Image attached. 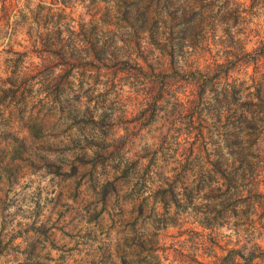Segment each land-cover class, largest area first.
<instances>
[{
    "label": "rangeland",
    "instance_id": "1",
    "mask_svg": "<svg viewBox=\"0 0 264 264\" xmlns=\"http://www.w3.org/2000/svg\"><path fill=\"white\" fill-rule=\"evenodd\" d=\"M262 44L264 0H0V264H264Z\"/></svg>",
    "mask_w": 264,
    "mask_h": 264
},
{
    "label": "trees",
    "instance_id": "2",
    "mask_svg": "<svg viewBox=\"0 0 264 264\" xmlns=\"http://www.w3.org/2000/svg\"><path fill=\"white\" fill-rule=\"evenodd\" d=\"M140 13L143 14L144 12L143 11H140ZM262 45H263L262 52H260V50H257V49L260 48ZM262 45L259 46L258 48H256L254 50V52H255L254 55L256 57L258 55H261V53L264 54V44H262ZM237 93H238V88L234 87L233 90L231 91V96H232V101L233 102H237L238 101L239 96L237 95ZM221 94H222L221 95L222 96L221 98L222 99L223 98L225 99L226 98L225 92L222 91ZM242 103H243V105H245V107H248L249 106L250 109H251V106H253V104H252L253 102H251V101L250 102L249 101H243ZM257 105L259 106V109H258V106H256L257 109L259 111H263V103H261L260 101H257ZM241 121H243V120L240 117H238V118L235 119L234 123H236L235 125H237L236 128L237 127L240 128L239 125H240V122ZM238 151H240V141L238 139V136H237L236 132L234 131L233 134H232V137H231V144H229L228 150H227L228 155H229V158H236V155H237ZM242 159L243 158L238 159L239 160V163H238V166L237 167L241 168L240 171H242L243 165H244ZM210 169L213 172L212 174H208V175H206V177L203 176V175H200L198 177L197 182L195 183L196 189H199L202 185L203 186L207 185V183L211 180V178L214 175L219 174L225 180V192L226 191L227 192H230L231 185H232L231 184V180L233 178L232 173L230 171L232 168H228V169L227 168H222V160H221V158L217 157V158H215V159L212 160V165L210 166ZM237 171H238V169L237 168H234V170L232 172L237 173ZM184 189H186V187ZM222 203H223V201H222ZM227 208L228 207H226L224 204L222 205V207L219 209V212L221 213V215H223L224 211ZM229 209L234 210L235 209V205H231V207Z\"/></svg>",
    "mask_w": 264,
    "mask_h": 264
}]
</instances>
